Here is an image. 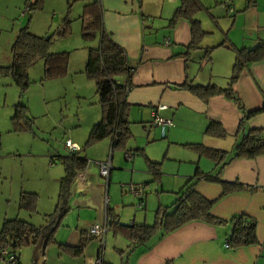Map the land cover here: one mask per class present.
I'll return each instance as SVG.
<instances>
[{"label": "crops", "instance_id": "crops-1", "mask_svg": "<svg viewBox=\"0 0 264 264\" xmlns=\"http://www.w3.org/2000/svg\"><path fill=\"white\" fill-rule=\"evenodd\" d=\"M199 1L204 8L195 14V19L205 34L197 47L186 54L185 47L191 40L190 22L179 19L170 27L180 0H100L104 31L124 49L129 65L135 68L129 79L126 101L131 106L130 134L137 140L130 142L129 139L123 149H112L110 137L95 143L98 152L92 155L85 170L74 178L69 209L55 230L51 244L72 259H80L82 264H97L98 256L102 262L113 264L116 258L108 257L107 248L117 252L120 264H264V155L229 159L220 168L222 180L239 182L254 190L239 191L218 199L221 185L199 181L195 186L196 192L207 200H217L211 208L214 216L230 220L234 215L244 214L255 220V245L226 248L230 224L212 225L199 220L169 233H157L136 248L110 225L111 222L102 248L99 240L85 237L90 226L103 220L105 214L119 224L122 216L127 218L126 225L147 224L150 213L157 209L154 210V194L159 201L164 193H171L176 198V192L197 172L215 174L218 168L214 162L191 145L225 151L228 157L234 152L238 125L243 118V112L235 102L224 95L202 100L176 86L188 83L226 87L232 75L236 50L253 49L264 42V0ZM28 3L29 0H0V66L11 64V45L24 24L19 18L28 14ZM45 23L44 17L36 12L31 17L29 29L44 36ZM86 58L87 54L81 64L74 66L70 59L68 66L67 76L78 75L82 87H89V82L81 78L87 79L82 73ZM125 81L123 77L122 82ZM232 88L246 111L259 108L264 101V58L247 63ZM159 105L164 108L157 109ZM156 115L171 121L163 133L154 121ZM210 122L219 124L225 135L217 137L207 133ZM244 126L245 129L264 128V113L249 117ZM130 152L134 153L133 157L127 160L126 155ZM107 160H110L111 169L106 185L95 162ZM150 163L160 164L157 178ZM126 183L142 184L141 207H138V199L122 186ZM105 194L109 198L108 206L104 203ZM51 213H44L46 220V215ZM109 232L112 238L107 245ZM82 239L86 244L82 253L76 256L58 246L76 247ZM92 240L98 242L87 245ZM106 256L111 261H107Z\"/></svg>", "mask_w": 264, "mask_h": 264}, {"label": "trees", "instance_id": "trees-1", "mask_svg": "<svg viewBox=\"0 0 264 264\" xmlns=\"http://www.w3.org/2000/svg\"><path fill=\"white\" fill-rule=\"evenodd\" d=\"M45 0H32L27 4L28 19L19 28L18 33L11 45V64L0 66V76L10 77L23 93L29 86L28 69L37 60L43 61V79H58L67 76L69 66L68 52H49L51 36L37 35L30 31L29 24L33 14L43 9ZM199 0H180V5L175 10L170 20L172 27L179 19H186L190 22L191 40L185 47L186 54L196 48L199 41L205 34L195 14L203 9ZM83 25L81 34L84 39L96 37L98 43L95 47H89L87 58L82 73L88 80L95 84V94L100 106V119L92 125L87 135L85 146L93 145L101 140L110 137L112 149H123L131 137L129 130L130 105L126 101V95L130 88L129 79L134 71V66L129 65L124 49L119 46L109 34L104 31L102 25V7L100 0H90L85 3L81 14ZM70 32V21L66 18L56 31L57 37L67 36ZM210 49L207 50V53ZM264 58V42L253 49H237L233 64L232 75L226 87H219L214 84L190 85L183 83L177 88L185 89L202 100H207L215 95H224L227 99L235 102L243 112V118L239 122L236 136L238 141L235 145L232 156L228 157L225 151L204 147L202 145H191L200 154L209 157L217 167L215 174L198 173L189 178L184 186L176 192L172 209L158 206L154 216V222L147 224L122 225L111 220V226L118 229L133 244V248L146 244L157 233H169L191 221L199 220L212 225H228L231 230L228 235V248L237 249L257 244L255 220L244 214L234 215L230 220H224L214 216L211 208L217 200H207L195 190L199 181L217 183L221 185L222 192L218 199L231 193L254 190L244 187L239 182L224 181L220 177V168L233 158L251 159L264 155V128L245 129L244 123L249 117L264 113V101L259 108L246 111L239 98L233 91L232 85L237 79L241 69L249 62ZM125 82H122V78ZM17 107L23 106L17 105ZM20 113L16 109L12 118L16 130L30 129L32 120L26 118L23 126L19 124ZM207 133L221 137L224 136L221 126L210 122L206 129ZM80 151L68 152L59 157L63 166V176L59 181V192L54 211L46 215L44 225L35 226L32 223L21 219H5L0 228V250L2 248L16 249L22 245L35 244L39 236L53 226V218L59 217L54 230L49 234L46 246L54 243L55 230L60 226L61 219L69 209L68 200L72 192V184L75 175L85 170L87 159ZM159 163H150L149 167L155 177L160 175ZM38 197L35 193H22L19 199V207L29 212L36 211ZM115 223V224H114ZM86 244L84 239L76 247H67L62 244L58 246L71 255L76 256L82 253ZM120 254L122 252L120 251ZM1 258V257H0ZM101 264H109L102 262Z\"/></svg>", "mask_w": 264, "mask_h": 264}, {"label": "rangeland", "instance_id": "rangeland-1", "mask_svg": "<svg viewBox=\"0 0 264 264\" xmlns=\"http://www.w3.org/2000/svg\"><path fill=\"white\" fill-rule=\"evenodd\" d=\"M85 3L78 0H45L44 9L38 12L46 22L45 35L51 36L49 52H68L72 66L81 64L88 48L95 47L98 43L96 37L86 40L81 34V14ZM28 16L26 14L19 19L25 23ZM66 17L70 21V32L59 38L55 33ZM81 78L84 82H89V87L81 86L78 75L45 80L42 59L29 67V86L23 93L10 77H0V228L5 219L16 218L35 225L45 224L44 213H51L57 202L59 181L63 176L59 157L67 152L63 147L66 139L79 144L81 154L88 162L98 152L96 144L85 146L91 126L100 119L95 84ZM17 105L23 106V109ZM16 109L20 113V126L26 123V118L32 120L30 129L16 130L12 121ZM136 140L134 137L130 138V142ZM22 193L37 195L35 212L19 207ZM154 197V210L161 203L162 207H168L171 211L170 205L175 199L173 194L164 193L160 201L157 195L154 194ZM150 215L147 225L154 222L155 212ZM120 221L126 226L127 218L122 216ZM107 238L109 245L111 232ZM92 242L98 241H89L87 245ZM33 248L34 245L30 243L16 249L20 264H34ZM107 249L108 257L111 255L116 258V262L112 263L120 264L117 252L113 248ZM108 257L106 256V260L111 261ZM44 263L82 264V261L72 259L61 253L56 245L49 244L45 249ZM0 264L7 263L0 258Z\"/></svg>", "mask_w": 264, "mask_h": 264}, {"label": "built area", "instance_id": "built-area-1", "mask_svg": "<svg viewBox=\"0 0 264 264\" xmlns=\"http://www.w3.org/2000/svg\"><path fill=\"white\" fill-rule=\"evenodd\" d=\"M27 11V8H26ZM164 106L159 105L157 106V109H162ZM155 123L161 127L162 133L165 130V127L171 124V121L169 119L162 118L158 115L155 116L154 119ZM64 148L68 152H75V151H80V146L77 145L76 143L71 142L70 140H66L64 142ZM133 157V154H127L126 159L131 160ZM95 164L99 167V174L101 177L106 179V185H107V180L109 176V171L111 169V164L110 160L104 161V162H95ZM81 172H78L75 176H79ZM122 186H126L127 191L131 193L134 197L138 199V207H141L143 204V186L140 183H126L122 184ZM107 187V186H106ZM104 203L105 206H108L109 203V198L108 195L105 194L104 196ZM111 222L110 216L108 214H105L103 220L96 222L90 226L88 231L86 232V239H97L99 240L100 247H103L104 241H105V236L106 232L108 230L109 224ZM225 247L228 248V241L225 243ZM100 254H101V249H100ZM0 257L6 261L7 264H20L19 263V258L16 253V251L11 250L10 248H2L0 250ZM97 264L102 263V259L100 256L97 257L96 260Z\"/></svg>", "mask_w": 264, "mask_h": 264}, {"label": "water", "instance_id": "water-1", "mask_svg": "<svg viewBox=\"0 0 264 264\" xmlns=\"http://www.w3.org/2000/svg\"><path fill=\"white\" fill-rule=\"evenodd\" d=\"M59 221V217L55 216L53 218V226L50 227L47 231L43 232L35 244L33 248V260L34 264H45L44 263V254H45V248H46V242L48 239L49 234L54 230L56 224Z\"/></svg>", "mask_w": 264, "mask_h": 264}]
</instances>
